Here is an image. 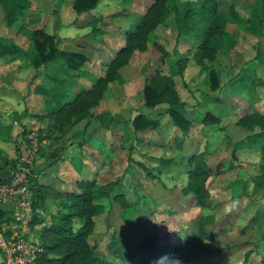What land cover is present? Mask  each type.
<instances>
[{"label": "rangeland", "instance_id": "374dc122", "mask_svg": "<svg viewBox=\"0 0 264 264\" xmlns=\"http://www.w3.org/2000/svg\"><path fill=\"white\" fill-rule=\"evenodd\" d=\"M17 1L22 8L7 18L0 5V26H12L13 29L4 26L6 31L12 30V35L18 30L15 39L19 45L28 44L29 31L41 29L60 38L63 49L81 51L89 59L74 71L68 69L63 59L40 65L35 74L31 70L24 92L19 90L26 78L22 81L19 75L7 72L6 61L0 64V77H7L8 83L15 84L17 89L7 96V107L1 104L0 108L23 109L15 115L23 124L18 125L14 139L0 145V179L12 169L9 160L14 165L18 156L23 157L20 164L27 170L26 188L16 189L13 198L5 193L8 203H0V238H21L26 247L19 251L22 262L14 264H35L37 256L44 253L38 233L40 225L34 218L49 223V215L56 213V191L61 186L75 189L73 168L80 177L102 168L101 176L114 181L108 195L97 201L102 207L92 217L94 225L85 239L101 260L138 264L152 256L157 257L159 264H166L169 258L175 264H196L207 259H215L218 264H241L244 253L252 249L250 264H264V180L259 187H254L253 181L255 176L264 174V166L258 162L257 150L250 140L252 132L258 129L236 124L249 107L253 113L264 115V74L260 75L263 82L259 84L238 80L252 68L258 51H264V6L260 0H215L217 11L226 14L231 8L238 19L227 23V32L221 36L209 68H200L189 58L182 73L172 77L173 88L182 101L179 111L189 122L184 138L178 134L176 139L173 137L177 130L171 129L167 114L155 134L147 127L135 129L131 124L137 114H163L164 106L152 110L142 106V86L153 73H167L176 57L185 56L189 47L188 42L175 40L177 19L170 13L149 34L147 49L133 53L122 66L120 81L107 86L99 103L91 109L87 124L81 120L63 133L57 152L49 147L51 140L44 136L45 130L22 115L27 111L50 110L72 97V90L90 85L95 75L103 73V62L123 44L124 29L137 21L154 0H98L90 13L76 18L75 23L72 0ZM26 17L29 20L25 24ZM88 19L86 25L76 28L78 22ZM70 39H75L74 43ZM79 42L84 44L83 48L75 45ZM17 61L23 66L28 62L27 57ZM34 83L35 90L31 91L29 86ZM212 83H216L214 89ZM99 114H104V121L114 117L113 130L101 127L95 117ZM0 123L6 126V122ZM162 126L164 131L160 133ZM22 128L29 132L21 135ZM8 131L0 132V137L4 139ZM72 144L71 149L64 150ZM93 148L99 153L92 152ZM51 152L55 155L47 156ZM192 153L202 155L210 170L205 181L209 197L204 208L180 189L185 183L184 172L192 168L188 160ZM90 154L99 161L92 162L94 157ZM64 157L67 163L59 168L56 179L49 174L44 179L50 183L38 179L45 185L43 205H38L33 198L34 186L29 188L31 178L43 172L40 167H48ZM104 178L100 180L106 181ZM200 214L213 215V221L202 222L211 237L201 242L197 241ZM71 222L73 227L78 224L75 218ZM5 261L6 253L0 250V263Z\"/></svg>", "mask_w": 264, "mask_h": 264}, {"label": "trees", "instance_id": "16d2710c", "mask_svg": "<svg viewBox=\"0 0 264 264\" xmlns=\"http://www.w3.org/2000/svg\"><path fill=\"white\" fill-rule=\"evenodd\" d=\"M175 1L154 0L148 5L137 21L131 23L124 30L123 44L116 49L108 61L103 62V73L95 77L89 86L86 88L81 87L79 90L72 92V97L50 111L27 113L22 116L37 122L40 125L39 127L45 130L44 136L49 140L59 139L67 129L81 120H85L86 125L87 120L92 117L91 109L99 103L108 84L113 81H120L119 71L122 66L128 63L133 53L147 49L149 34L172 13L177 19L175 40L189 43V47L185 52V56H188V58L179 55L168 67L167 73H153L150 79L143 84L141 95L142 105L145 107L150 108L157 104H166L165 114L168 115L172 125L184 133L189 122L184 115L176 110L181 105V101L173 88L172 76L182 73L189 58H192L193 63L200 68H209L212 55L219 49L220 38L227 32V23L229 20H237L238 16L237 12L231 8L226 14L217 11L215 0H177L179 3ZM97 2L98 0H72L70 6L75 14L73 22L75 23L76 18L81 15L89 13ZM260 2L264 6V0H260ZM0 5L5 11V18L16 15L17 11L22 8L17 0H0ZM89 20L86 22L80 21L75 26L83 27ZM5 23L8 24V22ZM17 32L19 31L17 30ZM28 33V44L25 51L18 48L12 40L3 38L0 42V55L19 51L25 54L29 65L34 68L63 59L68 69L73 70L78 69L83 62L89 59V56L81 51L63 49V45H60V38L49 35L41 29H33ZM65 41H68V39L62 42ZM70 41L74 43L75 39H70ZM153 44L157 45L155 42ZM75 45L83 48L84 44L79 42ZM257 55L256 64L254 63L252 68L241 75L238 80H247L251 83L257 81L258 84L263 82L260 75L264 74V51L259 50ZM210 71L213 73V70ZM257 71H259V75ZM215 84L212 83L211 89L216 87ZM103 115L99 114L95 117L102 127L109 129L111 118L109 116L108 120L104 121ZM131 124L135 129L156 126L154 120L147 119L142 114H137L131 120ZM236 124L250 130L257 127V132H252L250 140L253 141L257 150L258 162L264 166V115L253 113V110L251 111L249 107L237 119ZM8 130L7 127H0V132H7ZM27 132L29 130L22 128L20 134L25 135ZM188 160L192 164V168L186 172V182L181 191L184 194H191L196 200L195 204L200 208H204L207 197H209V193L205 188V181L210 174V170L205 158L199 153L190 154ZM9 162L13 168V160L10 159ZM38 179L37 176L31 178L29 188L34 186L33 198H35L38 205H43L45 195L42 193V187L45 185L40 183ZM262 180H264V174L255 176L253 178L254 187H259ZM113 184L112 181L100 183L95 179L79 178L74 181L75 189L56 191L54 197L56 213L49 215V223L46 224L43 221L44 219L34 218V221L40 225L38 233L44 253L53 256L47 257L43 253L37 256L35 264H118L101 260L92 252L91 247L85 243L86 236L91 232L94 225L92 217L96 216L102 207L97 201L108 195ZM2 214L3 209H0V217ZM71 218L78 220L76 227L72 226ZM208 220L213 221L212 214H200L197 219V241L199 242L211 237L202 224L203 221ZM166 246L170 247V245ZM251 252L252 249H249L244 253L241 264H250L248 259ZM138 264L159 263L157 257L148 256ZM166 264L175 263L169 258ZM196 264L218 263L215 259H207Z\"/></svg>", "mask_w": 264, "mask_h": 264}, {"label": "crops", "instance_id": "0c3cea01", "mask_svg": "<svg viewBox=\"0 0 264 264\" xmlns=\"http://www.w3.org/2000/svg\"><path fill=\"white\" fill-rule=\"evenodd\" d=\"M89 13H90V11H89ZM89 13H87V14H89ZM72 14H74V13H72ZM82 17L83 16H86V14H83V15H81ZM80 16V17H81ZM74 17H75V14L73 15V18H72V20L74 19ZM79 17V18H80ZM22 18H23V16H22ZM29 20V18L28 17H26L25 18V24H26V22ZM3 23V22H2ZM28 23H30V22H28ZM27 23V24H28ZM22 24V23H21ZM4 26H6L5 24L3 25V26H0V42H1V40L3 39V38H7V39H10V40H12V42L16 45V46H18L21 50H24L25 51V49H26V46H27V44H26V46H24V47H22L21 45H19L18 43H17V41H16V39H15V37L17 36V35H19V34H17L16 32H14L13 33V35H12V30L10 31V30H5V27ZM7 28H9V27H11L12 28V26H6ZM75 27V26H74ZM76 28H79V27H77L76 26ZM13 29V28H12ZM125 30V29H124ZM15 31V30H14ZM5 33L7 34V35H9V36H5ZM59 34V33H58ZM114 52H115V50H114ZM113 52V53H114ZM113 56V55H112ZM21 57H25L26 58V56L24 55V56H22V54H19V52H17V53H6V54H1L0 55V64L1 63H3L4 61H6L7 62V64H5V65H7V69H8V71L7 72H9V73H11L13 76H15V75H19L20 77H19V79H21L22 81H25V78H26V81H25V83L26 84H23V85H21V89L19 90V91H22V92H24L25 90H27V81H30V79H29V76L31 75V70L33 71V74H35V71H38L39 70V68H34V67H32L31 65H29V63L27 62V65L24 63V65H26V66H23L22 64H20V63H18V59L19 58H21ZM30 68V69H29ZM10 70L12 71V72H10ZM74 71V70H73ZM120 72V71H119ZM100 74H97V75H95V77H97V76H99ZM27 76V77H26ZM173 77V76H172ZM93 78H94V76L92 77V80H93ZM12 80H16V79H14V78H12ZM9 81H7V77H0V106H1V104L2 105H4V107L6 108L7 106L5 105L6 103H8V100H7V96L8 95H10V93H13V92H15V90H17L16 89V87H15V84H12V85H10L9 83H8ZM112 83V82H111ZM110 84V83H109ZM108 84V85H109ZM31 85V84H30ZM48 85V83L46 82L45 83V86H47ZM73 85L74 84H71V86H70V89L72 90V88H73ZM89 86V85H88ZM29 87H31V91H34L35 90V83L32 85V86H29ZM28 87V88H29ZM70 89H69V91H70ZM11 91V92H10ZM48 90H47V88L45 89V93L47 92ZM71 92V91H70ZM72 92H73V90H72ZM178 94V93H177ZM179 96V95H178ZM180 101H181V99H179ZM181 103H182V101H181ZM59 105H60V103H59ZM58 105V106H59ZM182 105V104H181ZM181 105H179L177 108H176V110L179 112V113H181L182 115H183V113L182 112H180L179 111V108H182V106ZM143 106V105H142ZM158 106H164V108H166V104H157V105H155V106H153V107H145V106H143L144 108H146V109H148V110H152V109H154V108H156V107H158ZM57 107V106H56ZM56 107H54V108H56ZM17 108H19V106H16L15 108L14 107H11V108H9V109H3V108H0V117H1V119H0V122H6V126L5 127H7V125H10V127H9V130L10 129H12V131H10V132H8V134L5 136V138L3 139L2 137H0V145H4V144H7L8 143V141L9 140H12V139H14V137H15V135H16V133H17V131L16 130H18V125H22L23 123L21 122V121H19L18 119H16L15 117V115L16 114H18V115H20V112L23 110V109H17ZM54 108H52V109H54ZM52 109H50V110H52ZM50 110H47V109H45V110H43V111H41V112H45V111H50ZM164 111H165V109H164ZM41 112H29V111H27V113L28 114H30V113H41ZM166 114H165V112H163V114H161V115H157V116H152V115H148L146 118L147 119H151V120H154L155 122H156V126H155V128H153V129H150L149 127H147L146 129H149L150 131H153L154 132V134H155V131H157L158 129H159V126H161L162 124L160 123L161 122V119L162 118H164V116H165ZM167 116V115H166ZM14 117V118H13ZM11 118H13L12 120H10ZM113 119H114V117H113ZM113 119H112V121L111 122H113ZM11 121V122H10ZM97 122H99L98 120H97ZM112 123H110V128H109V130H113V128L114 127H112V125H111ZM170 126H171V129H175V130H177L176 132H175V135H173V137L176 139V137H177V134H178V136H182L183 138H184V136L187 134H184V133H182V132H180L175 126H173L172 125V123H171V121H170ZM4 125H2V123H0V127H3ZM102 127V126H101ZM8 128V127H7ZM103 128V127H102ZM164 127L162 126V131H159L160 133H163V131H164V129H163ZM104 129H106V128H104ZM15 130V131H14ZM106 130H108V129H106ZM139 131V130H138ZM109 132V131H108ZM165 133H167V132H165ZM166 136H168L167 134H166ZM60 139H62V137H60L59 139H56V140H51L50 141V146L49 147H51V146H53L51 149L52 150H54L55 152H57V149H59V148H61V141H60ZM92 139H94V138H92ZM175 139H174V141H175ZM49 140V139H48ZM88 140H90V139H88ZM76 145H77V143H76ZM86 145H87V141H86ZM73 146V144L72 145H69V146H67L66 148H64V150L66 151H68L69 149H71V147ZM76 147V146H75ZM63 148V147H62ZM94 149V148H93ZM0 151H1V149H0ZM65 151H63V153L65 152ZM96 152V154H98L99 152L96 150V149H94V150H92V152ZM55 155V153H53V152H51L50 154H48L47 156H51V155ZM91 154H93V153H91ZM90 154V155H91ZM63 156H65V154H63ZM92 157H94L93 155H91ZM99 161L98 160V157H94L93 158V160H92V162L93 161ZM67 163V160H66V158L64 157V159L63 160H61V161H58V162H54V163H52L50 166H48V167H46V165L45 166H42V167H40V168H42L43 169V172H41V173H39V174H37L36 176H37V178H39L42 182H44V183H50V180L49 179H44V176H47L48 174V177L50 176H53L55 179L57 178V172L59 171V168L61 167V166H63L62 164H64V163ZM83 163L85 162V160H83L82 161ZM160 162H162V161H160ZM47 163V162H46ZM37 168V167H36ZM73 171H74V174H75V176H74V174L72 173V176H73V180L75 181L76 179H79V178H86V179H95V181H97V182H100V183H102V182H108V181H112V180H110V179H108V180H106L104 177H102L101 176V173L100 172H102V168H100V169H98V172H97V170H94V171H92L93 173L91 174V175H89V176H86V175H82L81 177L79 176V174H77V169L75 168H73ZM186 172L187 171H185L184 172V176H185V178H184V180H185V182H186ZM79 173V172H78ZM45 174V175H44ZM97 175H99V178H97ZM182 176V175H181ZM104 178L106 181H101L100 179H102V178ZM113 183H114V181H112ZM185 184V183H184ZM114 185V184H113ZM64 187L63 186H61L57 191H61L62 189H63ZM182 187H180V189H181ZM63 190H66V189H63ZM1 264V263H0Z\"/></svg>", "mask_w": 264, "mask_h": 264}, {"label": "built area", "instance_id": "2783aa9c", "mask_svg": "<svg viewBox=\"0 0 264 264\" xmlns=\"http://www.w3.org/2000/svg\"><path fill=\"white\" fill-rule=\"evenodd\" d=\"M23 161V157L18 156L14 167L5 176V178L0 179V203H8V198H13L11 195L16 193V189H24L27 186L28 181L26 180L27 170H24V166L20 163ZM21 166V167H20ZM5 193L8 194V198H5ZM2 194V195H1ZM6 199V200H5ZM1 236V235H0ZM2 246V247H1ZM26 249L25 245L22 243V239H17L11 237V241L0 238V250L6 253L5 264H14L15 262L21 263L20 253L21 249Z\"/></svg>", "mask_w": 264, "mask_h": 264}]
</instances>
